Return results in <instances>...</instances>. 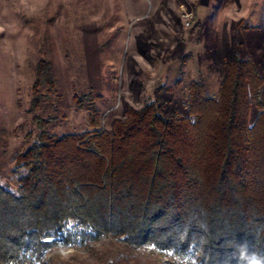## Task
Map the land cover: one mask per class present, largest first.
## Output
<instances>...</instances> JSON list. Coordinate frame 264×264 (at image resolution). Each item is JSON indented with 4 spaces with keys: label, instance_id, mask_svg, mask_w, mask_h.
<instances>
[{
    "label": "trees",
    "instance_id": "1",
    "mask_svg": "<svg viewBox=\"0 0 264 264\" xmlns=\"http://www.w3.org/2000/svg\"><path fill=\"white\" fill-rule=\"evenodd\" d=\"M262 85L253 60L235 55L216 96L191 81L186 116L148 99L111 130L95 107L91 131L42 129L17 156L18 185L0 181V264H45V249L84 239L85 224L166 264H264Z\"/></svg>",
    "mask_w": 264,
    "mask_h": 264
},
{
    "label": "rangeland",
    "instance_id": "2",
    "mask_svg": "<svg viewBox=\"0 0 264 264\" xmlns=\"http://www.w3.org/2000/svg\"><path fill=\"white\" fill-rule=\"evenodd\" d=\"M186 11L194 14L190 23ZM235 55L253 60L264 101V0H2L0 181L18 185L17 156L42 129L91 131L90 108L109 130L129 106L140 108L148 99L164 116H186L191 81L202 80L216 96ZM258 113L253 105L251 121ZM85 226L84 239L45 249L53 250L49 264L168 261L112 234L96 239V230ZM76 242L81 247L70 249Z\"/></svg>",
    "mask_w": 264,
    "mask_h": 264
},
{
    "label": "built area",
    "instance_id": "3",
    "mask_svg": "<svg viewBox=\"0 0 264 264\" xmlns=\"http://www.w3.org/2000/svg\"><path fill=\"white\" fill-rule=\"evenodd\" d=\"M193 17H194L193 12L186 11V12L184 13V18L186 19L187 23H190V22L192 21ZM85 227H88V226H85ZM88 228H90V227H88ZM90 230H91V228H90ZM59 247H60V248H63V245L60 244ZM80 247H81V244L76 242V243H74V244H73L71 247H69V248H70V249H71V248H72V249H75V248L77 249V248H80ZM57 248H58V247H57ZM52 253H53L52 248H48V250L44 253L43 261H44L45 264H49V262H50V257H51V255H52ZM31 264H40V261H38V260H33V261L31 262Z\"/></svg>",
    "mask_w": 264,
    "mask_h": 264
},
{
    "label": "clouds",
    "instance_id": "4",
    "mask_svg": "<svg viewBox=\"0 0 264 264\" xmlns=\"http://www.w3.org/2000/svg\"><path fill=\"white\" fill-rule=\"evenodd\" d=\"M0 2H2V0H0Z\"/></svg>",
    "mask_w": 264,
    "mask_h": 264
}]
</instances>
